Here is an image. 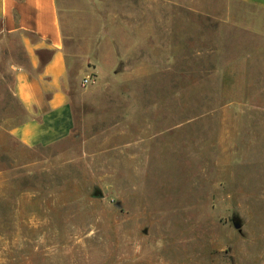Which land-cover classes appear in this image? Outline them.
I'll return each instance as SVG.
<instances>
[{
	"label": "rangeland",
	"instance_id": "rangeland-1",
	"mask_svg": "<svg viewBox=\"0 0 264 264\" xmlns=\"http://www.w3.org/2000/svg\"><path fill=\"white\" fill-rule=\"evenodd\" d=\"M66 4L71 137L23 145L0 82V264H264V11Z\"/></svg>",
	"mask_w": 264,
	"mask_h": 264
},
{
	"label": "crops",
	"instance_id": "crops-1",
	"mask_svg": "<svg viewBox=\"0 0 264 264\" xmlns=\"http://www.w3.org/2000/svg\"><path fill=\"white\" fill-rule=\"evenodd\" d=\"M62 1L0 0V82L24 113L12 134L27 147H54L75 129L69 94L74 37L67 33L72 12ZM237 1L264 11V0Z\"/></svg>",
	"mask_w": 264,
	"mask_h": 264
}]
</instances>
